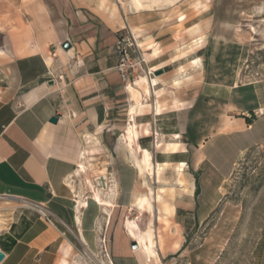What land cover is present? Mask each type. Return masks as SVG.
Masks as SVG:
<instances>
[{
    "label": "crops",
    "instance_id": "obj_1",
    "mask_svg": "<svg viewBox=\"0 0 264 264\" xmlns=\"http://www.w3.org/2000/svg\"><path fill=\"white\" fill-rule=\"evenodd\" d=\"M183 2L137 12L117 0H30L25 16L0 28V264H87L83 251L95 253L97 228L98 252L110 264H165L183 247L184 231L219 205L243 156L264 146V77L236 81L235 73L231 81H208L184 109L159 87L146 92L147 75L121 79L120 30H140L139 46L157 71L171 64L188 34L179 26ZM147 77L160 85L167 75ZM174 110L181 111L175 130L159 134L160 116ZM131 124L140 136L129 144ZM144 151L159 173H142ZM97 168L101 187L87 177ZM150 176L162 180L159 191L150 189ZM139 197H149L151 206L138 208ZM42 210L54 214V224ZM146 213L153 219H142ZM153 227L164 237L155 259L141 243L142 232ZM256 255L260 260L261 248Z\"/></svg>",
    "mask_w": 264,
    "mask_h": 264
},
{
    "label": "rangeland",
    "instance_id": "obj_2",
    "mask_svg": "<svg viewBox=\"0 0 264 264\" xmlns=\"http://www.w3.org/2000/svg\"><path fill=\"white\" fill-rule=\"evenodd\" d=\"M29 2L0 0V28L13 27L16 15L27 13ZM117 2L123 7L120 0ZM182 7L184 14L178 15L182 21L179 26L186 28L188 34L176 48L171 64L159 68L163 72L157 75L147 62L134 80L140 73L152 77L166 74V80L154 88L159 87L166 100H181L184 109L205 92L208 81H231L235 73L236 81L264 77V0H184ZM150 100H156V96ZM178 112L160 116L159 134L175 130ZM118 120L125 123L124 114ZM107 135L105 140L112 141L111 134ZM92 168L88 164V170ZM96 172L98 168L87 177L101 187ZM148 182L153 191L162 186L158 178L150 176ZM87 188L92 193L91 187ZM107 192L111 193L110 188ZM223 193L221 202L204 223L184 231L183 247L166 258L165 264H264V146H256L243 156ZM91 210L98 220V207L93 205ZM149 217L153 219V215L146 213L142 219ZM92 234L97 249L94 254L83 251L87 264H109L106 252H98V228L92 229ZM260 248L261 258L257 260Z\"/></svg>",
    "mask_w": 264,
    "mask_h": 264
},
{
    "label": "bare ground",
    "instance_id": "obj_3",
    "mask_svg": "<svg viewBox=\"0 0 264 264\" xmlns=\"http://www.w3.org/2000/svg\"><path fill=\"white\" fill-rule=\"evenodd\" d=\"M179 1L181 0H129V2H127L128 6H129V9L130 10H135V11H141V10H145V9H154V8H166V7H170V5H175L177 4ZM123 4L126 2H122ZM168 7V8H169ZM174 7V6H172ZM134 11V12H135ZM133 35H134V38L137 42V45L139 46H142L143 45V42L142 41H137V38L136 36L139 37V33H140V30L137 28V27H133L131 29ZM136 34V35H135ZM248 34V32H247ZM139 43V44H138ZM150 45V48L152 47L151 44ZM139 46V47H140ZM145 46V45H144ZM141 48V47H140ZM146 48V47H145ZM145 55V54H144ZM153 56H157L158 55V51L156 49H154L153 53H152ZM150 56V55H149ZM146 58V56H145ZM147 60V58H146ZM152 71V70H151ZM153 72V71H152ZM140 75H148V73H140L138 76ZM137 76V77H138ZM146 78H142V81L144 82V89L146 92H150V89H151V86L152 85H157V82H156V79L153 78V79H150L149 77ZM176 83H179V79L176 81ZM134 94V93H133ZM159 98V97H158ZM177 99V98H176ZM173 100V99H172ZM148 101V100H147ZM179 101V100H178ZM174 102L175 104L173 105L174 107H179L181 106L182 104L179 103V102ZM147 104V103H146ZM136 105L138 106V108H140V105L139 103H136ZM147 106H152L151 104H147ZM144 107V106H143ZM164 107V106H163ZM163 110L162 108V104L160 102H157L156 105H155V112L156 113H161ZM138 112H139V109H138ZM133 114V113H132ZM138 127V126H137ZM136 127V124H131L128 128H127V132L125 134V138L127 139L128 143L131 144L133 142H136V140L138 139V137L140 136V133L138 131ZM160 142L159 144L157 145L158 147L160 146ZM151 153H149L148 151H144L143 152V159H142V164H141V171L142 173L144 174H148V175H154V173H159L160 171V167L159 165L156 166V168L154 167L155 165L151 162V156H150ZM82 168V167H81ZM147 175V176H148ZM94 188V187H93ZM95 194V193H94ZM96 201H98V197L94 196ZM99 203V201H98ZM137 206L138 208H143L144 206H148L150 207L151 204H150V200H149V197H139L137 199ZM142 211V210H141ZM133 218V217H132ZM136 218V217H135ZM138 218V217H137ZM131 219V218H130ZM134 221V220H133ZM138 226V225H137ZM167 227V222H165V228ZM155 228V227H154ZM143 235H142V244H143V247L144 249H146L145 251H147V253L150 255L149 257H151L152 259H155L156 258V253L154 251V247H157V245L159 244L161 247H163L164 245V237H163V234L161 231L158 232L157 229H146L144 232H142ZM157 238V239H156ZM158 241V242H157ZM180 246V243L178 241L174 242L173 243V247L174 248H178ZM111 262V261H110ZM109 262V264H110Z\"/></svg>",
    "mask_w": 264,
    "mask_h": 264
},
{
    "label": "built area",
    "instance_id": "obj_4",
    "mask_svg": "<svg viewBox=\"0 0 264 264\" xmlns=\"http://www.w3.org/2000/svg\"><path fill=\"white\" fill-rule=\"evenodd\" d=\"M115 48L119 55L116 70L121 79L127 83L134 81V76L140 71H144L147 60L144 52L137 45L129 26L120 30ZM42 214L50 224H54V214L52 212L42 210Z\"/></svg>",
    "mask_w": 264,
    "mask_h": 264
},
{
    "label": "water",
    "instance_id": "obj_5",
    "mask_svg": "<svg viewBox=\"0 0 264 264\" xmlns=\"http://www.w3.org/2000/svg\"><path fill=\"white\" fill-rule=\"evenodd\" d=\"M62 47L65 50H69L72 47V45H71L70 42L66 41V42L63 43ZM162 72H163V70L162 69H159V70L156 71V74L158 75V74H161ZM51 120L53 122H57L58 118L57 117H52ZM133 246H134V248H137L138 247V244H137L136 241L133 242ZM4 257H5L4 252L0 251V262L4 259Z\"/></svg>",
    "mask_w": 264,
    "mask_h": 264
}]
</instances>
